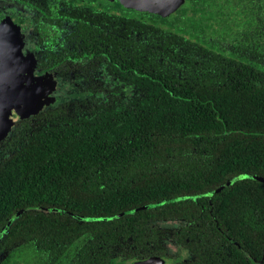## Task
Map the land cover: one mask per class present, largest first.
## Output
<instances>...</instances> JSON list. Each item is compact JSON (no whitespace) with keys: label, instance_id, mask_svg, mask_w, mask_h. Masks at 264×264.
I'll return each mask as SVG.
<instances>
[{"label":"trees","instance_id":"1","mask_svg":"<svg viewBox=\"0 0 264 264\" xmlns=\"http://www.w3.org/2000/svg\"><path fill=\"white\" fill-rule=\"evenodd\" d=\"M206 71L79 83L83 98L15 122L0 141V227L12 219L0 244L53 249L84 233L124 262L150 223L171 220L263 240L252 227L264 225V80Z\"/></svg>","mask_w":264,"mask_h":264},{"label":"flooded vegetation","instance_id":"2","mask_svg":"<svg viewBox=\"0 0 264 264\" xmlns=\"http://www.w3.org/2000/svg\"><path fill=\"white\" fill-rule=\"evenodd\" d=\"M139 3L0 0V21L14 23L23 38L18 71H7L4 83L14 77L20 83L51 80L57 89L50 106H57L84 97L79 83H149L156 71L182 83L199 67L215 83L229 78L227 72L241 83L264 80V0H177V8L162 17L142 14ZM29 70L30 80H23ZM59 83L74 85L64 98L57 95ZM125 90L128 102L134 88ZM11 220L0 227V243ZM148 227L137 236L136 257L124 262L108 261L106 242L81 233L53 249L46 241L0 244V264H264V239L222 241L228 225L171 220Z\"/></svg>","mask_w":264,"mask_h":264},{"label":"water","instance_id":"3","mask_svg":"<svg viewBox=\"0 0 264 264\" xmlns=\"http://www.w3.org/2000/svg\"><path fill=\"white\" fill-rule=\"evenodd\" d=\"M139 2L142 14L161 17L170 14L178 6L177 0ZM22 41V35L14 23L0 21V141L8 136L15 122L36 115L54 102L52 93L57 83L46 78L40 79L42 83H20V79L14 77L13 83H4L7 71H18L16 67L23 59L20 54ZM10 64L12 67L8 66ZM27 73L28 77L23 80H30V70ZM259 180L264 183L263 179ZM158 261L152 259L142 264H159Z\"/></svg>","mask_w":264,"mask_h":264},{"label":"rangeland","instance_id":"4","mask_svg":"<svg viewBox=\"0 0 264 264\" xmlns=\"http://www.w3.org/2000/svg\"><path fill=\"white\" fill-rule=\"evenodd\" d=\"M73 86L74 85H72L71 83H59V89H58L59 91H58L57 95H59V96L62 95V97L64 98V96L68 92H71L73 90ZM56 89H57V87H56ZM52 96H53V93H52ZM118 264H122V263H118ZM126 264H130V263H126Z\"/></svg>","mask_w":264,"mask_h":264}]
</instances>
